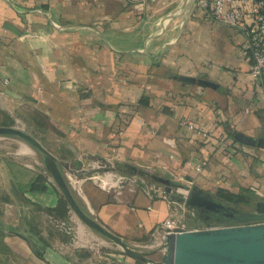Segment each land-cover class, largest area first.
Returning a JSON list of instances; mask_svg holds the SVG:
<instances>
[{"label":"crops","instance_id":"obj_1","mask_svg":"<svg viewBox=\"0 0 264 264\" xmlns=\"http://www.w3.org/2000/svg\"><path fill=\"white\" fill-rule=\"evenodd\" d=\"M252 67L243 35L209 22L187 0H0V116L28 117L53 139L58 161L81 160L88 172L131 165L174 180L170 192L155 186L176 203L183 198L174 188L195 187L233 209L224 198L264 202V149L236 139L264 138V81ZM182 121L215 138H199ZM221 136L234 141L233 152ZM190 161L207 166L197 173ZM38 174L0 154V264H85L71 243L33 234L23 221L59 203L50 179L31 190ZM73 183L80 205L113 234L165 244L157 229L170 215L168 200L151 199L146 188ZM103 261L145 264L111 253Z\"/></svg>","mask_w":264,"mask_h":264},{"label":"water","instance_id":"obj_2","mask_svg":"<svg viewBox=\"0 0 264 264\" xmlns=\"http://www.w3.org/2000/svg\"><path fill=\"white\" fill-rule=\"evenodd\" d=\"M180 80L198 83L204 87L212 86L208 81L195 80L188 77H181ZM0 136L20 138L43 153L46 169L76 215L89 228L115 243L122 248L127 256L136 261L145 264H264V223L168 235L165 239V244L161 248L151 251H146L135 244H130L100 224L78 202L64 171L75 174L77 179L82 178L88 173L83 168L85 166L83 161L77 160L73 164L58 161L38 139L16 127L0 126ZM236 139L243 144L264 149V138L257 139L244 134H237ZM151 178L167 188L169 192L172 191L173 184L169 178L157 175H153ZM186 203L189 207L198 210H209L215 213L224 211L235 212L233 208L203 195L202 191L197 187L191 190L190 198H188ZM263 207L264 202L260 201L257 203V214H264ZM158 251H163L161 261H156L152 258Z\"/></svg>","mask_w":264,"mask_h":264},{"label":"rangeland","instance_id":"obj_3","mask_svg":"<svg viewBox=\"0 0 264 264\" xmlns=\"http://www.w3.org/2000/svg\"><path fill=\"white\" fill-rule=\"evenodd\" d=\"M0 126L6 127H16L21 129L36 139L39 140L41 143H45L52 150H54L53 155H57L55 152V146L53 139L46 136L45 133H41L30 126V120L28 117H16L13 116H0ZM44 145V144H42ZM45 147V146H44ZM62 152V151H61ZM66 152L71 151L67 148ZM0 154H8L11 155L13 158L17 159L20 163L26 166H32L37 168L39 171L38 176H42L45 181L50 179L51 181L49 184H53L54 189L56 190L57 194L64 200V204H60L58 207L52 210H41L37 209L38 213H31V214H24L25 216H30L29 219H24L23 221L28 222L30 230L33 234H37L39 236L45 235L46 237H52L53 239H57L58 241L62 242H69V249L78 257V259L85 261V264H103L104 257L107 254H121L126 255L122 248L117 246L115 243L101 235L100 233L96 232L95 230L89 228L71 209L67 201L65 200L64 196L59 191L57 185L55 184L52 176L46 169L44 163V155L34 147H32L27 142L23 141L20 138L13 137V136H0ZM60 157H64V154L60 155ZM62 159V158H61ZM116 163L112 164H104L103 166H98L95 170H90L85 176L79 178L78 181L87 179L96 181L98 184H101V181L98 179L108 178L111 180H115L119 182L118 185L115 186H124L125 188H136V189H143L156 185V183L151 176L156 175L149 173L145 170L148 174L147 177H143L141 175H127L119 170H117ZM137 168V167H136ZM140 170L141 169L139 168ZM67 175L68 181L70 186L74 185V181L77 179ZM116 179H115V178ZM174 181H172V184ZM156 183V184H155ZM161 187L164 188L163 185L159 184ZM75 196L80 198V191L79 189L74 191ZM174 196H181L183 195L179 193H174ZM190 198V195L187 197ZM81 199V198H80ZM66 202V203H65ZM219 202V201H216ZM235 205V213L236 215L239 212V215L242 216V219H248L252 215H257L256 208L252 205L244 206V205ZM187 209L193 213H187V221L189 222L190 226L193 228L198 229H207V228H216V227H230V226H237V225H246L244 223H232V224H218L217 222V215L209 214L208 212H203L202 210L191 208L187 205ZM246 210V211H245ZM241 211V212H240ZM206 217H210L208 220H205ZM246 217V218H245ZM264 220V219H263ZM258 221V220H257ZM62 227H66L69 234H66ZM133 244V243H132ZM140 246H145L147 248H142L146 251L156 250V248L151 244V242H145L142 244H136ZM160 250V249H159ZM158 251L154 256L153 259L156 261H161L163 255ZM131 258V257H130ZM101 260V263L99 261Z\"/></svg>","mask_w":264,"mask_h":264},{"label":"built area","instance_id":"obj_4","mask_svg":"<svg viewBox=\"0 0 264 264\" xmlns=\"http://www.w3.org/2000/svg\"><path fill=\"white\" fill-rule=\"evenodd\" d=\"M144 1L150 3L155 0ZM187 2L191 4L193 8L200 10L209 22L232 28L243 35L244 49L253 60L251 74L256 80L264 81V2L256 0H187ZM180 126L193 132L196 136L204 140H212L215 138L212 132L202 131L187 121H182ZM218 139L224 149L229 152L234 151L235 144L232 139L224 136ZM187 164L194 166L197 173H202L207 166L206 162L194 164L190 161ZM98 179L101 181V184H97L103 190L111 192L115 189V186L103 184L102 180L100 178ZM85 180L87 179H84V181ZM174 190L176 193L183 195V203L171 201L168 198V194L164 191H160V188L155 185L148 187L147 190L151 199L155 196H160L168 200L172 205L170 215L157 229V232L162 234L164 240L168 235H178L184 232L201 230L191 227L187 221V213H191L187 209L186 203L187 197L190 194V189L174 188ZM191 215L194 214L191 213ZM261 223H264V220H258L251 224ZM137 246L140 248H147L145 246Z\"/></svg>","mask_w":264,"mask_h":264},{"label":"trees","instance_id":"obj_5","mask_svg":"<svg viewBox=\"0 0 264 264\" xmlns=\"http://www.w3.org/2000/svg\"><path fill=\"white\" fill-rule=\"evenodd\" d=\"M256 1H263L264 2V0H256ZM116 167H117V170H119L120 172H122L124 174H127V175H141L143 177H147L148 176V174L145 171L140 170L139 168H136V167L131 166V165L117 164ZM45 182L46 181H45V179L42 176H38L36 181L32 184L31 190L34 191L37 188L41 189ZM173 186L178 187V185L175 184V183L173 184ZM219 197L224 198L221 193H220ZM224 199H227L230 202H234L235 201L234 202L235 204L239 203L237 198L233 197V196H231V197L228 196L227 198H224ZM63 201L64 200L60 197L58 206L61 203L64 204ZM263 219H264V216H261V215L257 214V215H252L248 219H242V218H238L237 217V219L233 218L232 220H229V221H226V222H220L218 224H220V225H222V224H232V223L238 224V223H244V222H246V224H251V223H253V222L257 221V220H263Z\"/></svg>","mask_w":264,"mask_h":264},{"label":"flooded vegetation","instance_id":"obj_6","mask_svg":"<svg viewBox=\"0 0 264 264\" xmlns=\"http://www.w3.org/2000/svg\"><path fill=\"white\" fill-rule=\"evenodd\" d=\"M257 208V206H256ZM262 210H264V207L262 208ZM203 212H208L209 214H214V215H217V222H226V221H229V220H232L233 218H243L242 216L239 215V212L238 214L236 215V213H232L230 211H224V212H218V213H215V212H212V211H205V210H202ZM261 216H264V214H260ZM210 217H206L205 220H208ZM246 218V217H245Z\"/></svg>","mask_w":264,"mask_h":264},{"label":"bare ground","instance_id":"obj_7","mask_svg":"<svg viewBox=\"0 0 264 264\" xmlns=\"http://www.w3.org/2000/svg\"><path fill=\"white\" fill-rule=\"evenodd\" d=\"M101 180L103 184L110 185V186H116L118 184V182H116L115 180H111L108 178H102Z\"/></svg>","mask_w":264,"mask_h":264}]
</instances>
